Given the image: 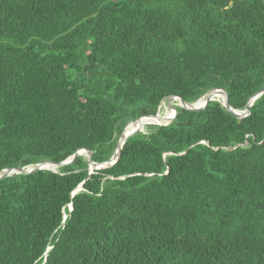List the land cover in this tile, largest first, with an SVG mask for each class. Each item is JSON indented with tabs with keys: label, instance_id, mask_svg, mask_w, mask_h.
<instances>
[{
	"label": "trees",
	"instance_id": "trees-1",
	"mask_svg": "<svg viewBox=\"0 0 264 264\" xmlns=\"http://www.w3.org/2000/svg\"><path fill=\"white\" fill-rule=\"evenodd\" d=\"M263 86L264 0H0V170ZM174 110L0 180V264H264V94Z\"/></svg>",
	"mask_w": 264,
	"mask_h": 264
},
{
	"label": "water",
	"instance_id": "water-1",
	"mask_svg": "<svg viewBox=\"0 0 264 264\" xmlns=\"http://www.w3.org/2000/svg\"><path fill=\"white\" fill-rule=\"evenodd\" d=\"M213 92H219V93L223 94V96H224L223 101H219V100L215 99L213 97V95L211 94ZM263 94H264V86L259 91H257L251 98H249V100L247 101V103L245 105L244 110H242V111L233 110L229 106L227 93L225 91L221 90V89H215V90H211V91L205 93L201 98H199L194 103H187V102L183 101L182 99L177 98V97H173V96L168 97L167 99L176 100L177 101L176 107L184 109V110H187V111H202L210 102H218L229 113H231L234 117H236L237 119H243V118L247 117L250 114V107ZM202 99H204V100L201 102ZM175 114H176V112L174 110L173 115L169 118V120L166 123L153 125V126L163 127V126L169 125L174 120ZM144 118H157V113L155 115L142 116V117L138 118L135 121L127 123L125 125V127L123 128V131L120 134V136H119V138H118V140L116 142V147H115V150H114L111 158L108 161L104 162V163L97 164V163L92 162V160H91V152H89L88 150H80V151L74 153L72 156L68 157L66 160H64L62 162H57V163L56 162H42V163H38V164H35V165H30V166H25V167H18V168L0 170V180H3L5 178L14 177V176H17V175H29V174H32L34 172L41 171V170H48V171H52L54 173H57L60 168H62L64 166H67V165H70L71 163H73L74 160L78 156H83V157H85L87 159V162H88V165H89V169H88L89 171H88V176L87 177H89L95 171L104 170L106 168H110L114 164H116V162L118 161L119 156H120V151H121L125 141L129 137L134 136V135H136L138 133H144V132L141 131L140 127H137L135 129H129L130 126L140 122ZM229 150H232V149L230 148ZM45 165L52 166V168H43V166H45ZM80 190H81V185L78 186V188H76V190L73 192L72 195L76 194ZM71 211H72V206L69 205V212H71ZM66 218H67V216H64V220Z\"/></svg>",
	"mask_w": 264,
	"mask_h": 264
},
{
	"label": "bare ground",
	"instance_id": "bare-ground-1",
	"mask_svg": "<svg viewBox=\"0 0 264 264\" xmlns=\"http://www.w3.org/2000/svg\"><path fill=\"white\" fill-rule=\"evenodd\" d=\"M215 93H218L219 96L216 94H212L213 97L219 101H223V99H224L223 94H221L219 92H215ZM168 100H169L168 104H166L165 101L164 102L162 101L163 103L161 102V104L159 105L158 110H157V118H154L151 121L141 120L140 122L130 126L129 129H135L137 127H140L137 124H140V125H158V124H163V123L167 122L169 115H170V106H176L177 105L176 100H172V99H168ZM203 100L204 99H202L201 102ZM166 108H167V116H166L165 120L163 121L165 113H166ZM145 128L146 127H140L142 132H144ZM43 168H52V166L45 165V166H43Z\"/></svg>",
	"mask_w": 264,
	"mask_h": 264
},
{
	"label": "rangeland",
	"instance_id": "rangeland-1",
	"mask_svg": "<svg viewBox=\"0 0 264 264\" xmlns=\"http://www.w3.org/2000/svg\"><path fill=\"white\" fill-rule=\"evenodd\" d=\"M168 99H165V103L168 104L169 103V100L167 101ZM138 126L140 127H148V126H152V125H140V124H137ZM144 133H149V130H147V128H145L144 130Z\"/></svg>",
	"mask_w": 264,
	"mask_h": 264
}]
</instances>
